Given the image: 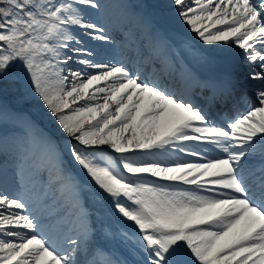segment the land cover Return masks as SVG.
I'll list each match as a JSON object with an SVG mask.
<instances>
[{"label":"snow or ice","instance_id":"1","mask_svg":"<svg viewBox=\"0 0 264 264\" xmlns=\"http://www.w3.org/2000/svg\"><path fill=\"white\" fill-rule=\"evenodd\" d=\"M106 7L0 0V163L54 173L0 183V264H264V0H125L128 63Z\"/></svg>","mask_w":264,"mask_h":264},{"label":"rangeland","instance_id":"2","mask_svg":"<svg viewBox=\"0 0 264 264\" xmlns=\"http://www.w3.org/2000/svg\"><path fill=\"white\" fill-rule=\"evenodd\" d=\"M103 2L107 5V7L104 9L102 16L99 18V22L101 24H104V21H106L105 17L110 10L112 12V19L111 23L104 24L106 27H111L114 29L115 27L118 28L117 34L113 35L115 37V45H106L102 46L104 51H106L108 54L114 56L118 60H127L129 58L130 53H128V46L130 45V37L123 38L125 34L129 35V33L134 30L132 26L127 24L128 16L125 15V12L122 8L119 7L120 3L118 0H103ZM144 10V9H143ZM127 24V25H126ZM120 28L122 29L121 32H119ZM116 29H114L115 31ZM125 32L124 34H122ZM121 34V35H120ZM122 47V49H121ZM122 56V57H121ZM214 63L209 64H192L194 68L199 69L203 68L209 69ZM231 65V64H229ZM240 76L238 78L243 81L242 72L243 69L239 68ZM35 111V109H34ZM45 121V119L43 120ZM53 130L55 129V126L51 125ZM51 129V127H50ZM52 130V129H51ZM31 164V162H29ZM73 167V166H71ZM42 169V170H41ZM39 170H41L40 173L38 171L34 172L32 167L26 166L22 172L18 173L16 163L12 158H9L6 162L0 163V183H4L7 187H9L13 191H19L21 195L25 196V199H28L29 196L33 197V202L35 206V195L38 191H43L45 184L49 181L50 178L54 176V173L50 170H45L44 167H40ZM46 174H49L46 176ZM15 182L17 184L15 185ZM54 185L52 188H48V200L51 202L56 198V194L54 192ZM129 259H132L131 257H128Z\"/></svg>","mask_w":264,"mask_h":264},{"label":"bare ground","instance_id":"3","mask_svg":"<svg viewBox=\"0 0 264 264\" xmlns=\"http://www.w3.org/2000/svg\"><path fill=\"white\" fill-rule=\"evenodd\" d=\"M219 65H220L221 67L218 68V69H221V70H219V71L217 72L216 75L220 74V73H219L220 71H227L226 69H228V65H227V64H224V63L219 62Z\"/></svg>","mask_w":264,"mask_h":264},{"label":"trees","instance_id":"4","mask_svg":"<svg viewBox=\"0 0 264 264\" xmlns=\"http://www.w3.org/2000/svg\"><path fill=\"white\" fill-rule=\"evenodd\" d=\"M55 126V125H54Z\"/></svg>","mask_w":264,"mask_h":264}]
</instances>
